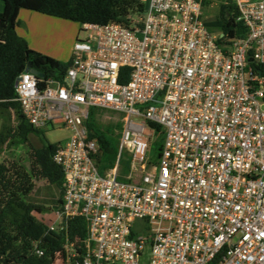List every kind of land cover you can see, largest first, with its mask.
Instances as JSON below:
<instances>
[{
    "label": "built area",
    "instance_id": "2783aa9c",
    "mask_svg": "<svg viewBox=\"0 0 264 264\" xmlns=\"http://www.w3.org/2000/svg\"><path fill=\"white\" fill-rule=\"evenodd\" d=\"M234 2L243 36L211 30L204 0H148L129 24H80L62 79L19 75L28 122L72 131L53 156L64 181L48 226L65 235L53 264H264V0ZM94 107L123 117L105 173ZM150 121L164 131L157 163ZM127 152L132 175L120 178ZM77 217L84 247L69 234Z\"/></svg>",
    "mask_w": 264,
    "mask_h": 264
},
{
    "label": "trees",
    "instance_id": "16d2710c",
    "mask_svg": "<svg viewBox=\"0 0 264 264\" xmlns=\"http://www.w3.org/2000/svg\"><path fill=\"white\" fill-rule=\"evenodd\" d=\"M3 1L5 8L0 12V154L2 146L8 141L20 139L29 142L31 133L41 132L28 122L20 102L16 100L19 75L31 64L46 79H62L70 66V61L56 59L30 46L17 30L20 12L23 9L32 10L80 24L113 21L129 24L128 17L143 14L147 5L144 0ZM238 14L234 0H225L219 14L207 19L206 24L213 31L224 32L232 38L240 37L247 32V28L238 21ZM97 110L102 109L91 108L87 124L90 135L97 138L100 144L96 162L101 172L105 173L116 165L123 124L103 127ZM148 124L158 137L155 146L152 142L150 159L151 163H157L164 131L159 123L150 121ZM116 128L121 129L119 135L115 134ZM58 144L45 142L40 148L31 145L30 169L17 160L0 158V264H53L57 252L63 249L65 235L49 231L48 223L36 216L43 213L46 206L28 199L37 187L35 179H44L61 193L53 208L61 206L64 172L53 159ZM69 234L72 239L78 238L79 244L84 247L86 224L82 217L70 220ZM37 242L45 249L43 255L34 252Z\"/></svg>",
    "mask_w": 264,
    "mask_h": 264
},
{
    "label": "rangeland",
    "instance_id": "374dc122",
    "mask_svg": "<svg viewBox=\"0 0 264 264\" xmlns=\"http://www.w3.org/2000/svg\"><path fill=\"white\" fill-rule=\"evenodd\" d=\"M225 0H204L205 3V16L207 19L216 17L219 14L220 7ZM0 2H3L0 0ZM148 2V0H145ZM64 20L67 24V31L70 30L71 35L78 32L79 37H85L86 32L80 31V23L73 20L59 18ZM68 33V32H67ZM69 34V33H68ZM66 40V38H64ZM72 39L71 37L68 39ZM73 41V40H72ZM76 41V40H75ZM67 42V40H66ZM73 43V42H72ZM98 120L101 121L103 127L108 126V124H121L123 123L122 114L116 111H111L107 109L97 110ZM2 120L0 119V129H1ZM120 128H116L115 134H120ZM72 136V131L63 125L56 127L48 126L41 129L40 134L31 133L29 135V142H24L20 139L15 141L10 140L2 146V152L0 158L2 160H17L21 162L27 169H30V156L29 152L31 150V145L35 148H40L45 142L51 143H66ZM153 143L158 139L156 134L152 136ZM156 143L153 144L155 146ZM119 175L120 178H127L132 175V165L130 153H123L120 159L119 166ZM122 176V177H121ZM36 181V189L28 197L29 200L37 204L46 206L43 213L37 214L39 220H44L45 222H50L53 219L52 208L56 207V201L61 197L60 190L48 183L47 181L38 180ZM144 224L143 220L138 219L136 222V227L138 233H142L144 230L141 228ZM149 247L146 249L147 255L149 254ZM145 256V258L147 257ZM61 264L59 260L56 262Z\"/></svg>",
    "mask_w": 264,
    "mask_h": 264
},
{
    "label": "crops",
    "instance_id": "0c3cea01",
    "mask_svg": "<svg viewBox=\"0 0 264 264\" xmlns=\"http://www.w3.org/2000/svg\"><path fill=\"white\" fill-rule=\"evenodd\" d=\"M4 8V1L0 2V12ZM19 20L17 30L32 48L62 61L71 60L73 45L79 33L71 35L70 30L67 31V24L64 20L26 9L20 12ZM70 37L72 39L68 40Z\"/></svg>",
    "mask_w": 264,
    "mask_h": 264
},
{
    "label": "water",
    "instance_id": "95a60500",
    "mask_svg": "<svg viewBox=\"0 0 264 264\" xmlns=\"http://www.w3.org/2000/svg\"><path fill=\"white\" fill-rule=\"evenodd\" d=\"M28 67L31 69V71H33L34 73H36V74H38V75H42V73L41 72H39V71H37V70H35L34 68H32V65L31 64H29L28 65Z\"/></svg>",
    "mask_w": 264,
    "mask_h": 264
}]
</instances>
